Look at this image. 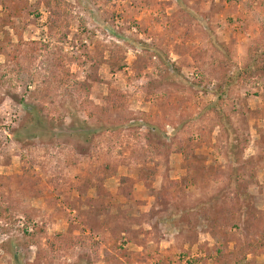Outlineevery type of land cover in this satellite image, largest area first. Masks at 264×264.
Instances as JSON below:
<instances>
[{
	"label": "rangeland",
	"instance_id": "374dc122",
	"mask_svg": "<svg viewBox=\"0 0 264 264\" xmlns=\"http://www.w3.org/2000/svg\"><path fill=\"white\" fill-rule=\"evenodd\" d=\"M52 2L0 0V264H264V0Z\"/></svg>",
	"mask_w": 264,
	"mask_h": 264
},
{
	"label": "trees",
	"instance_id": "16d2710c",
	"mask_svg": "<svg viewBox=\"0 0 264 264\" xmlns=\"http://www.w3.org/2000/svg\"><path fill=\"white\" fill-rule=\"evenodd\" d=\"M24 1H25V5L28 6L29 0H24ZM44 1H45V6L48 10L47 19H48L49 26L50 27L59 26V21L61 19V11H59V5L55 9L53 7L52 0H44ZM24 10H25L24 5H22V6L16 5L14 8V11H11L5 19H1L0 28H2V24H5L7 22H11L10 17L13 15L18 16V17H23L25 15ZM9 42L11 43V41H9ZM12 46H13L12 51H14L17 48H20L21 44L19 42H17L16 44H12ZM249 55L254 60L255 64L257 62L262 63V68L264 70V50H261L259 46H256V47L251 49V52L249 53ZM248 72H249V68L245 69L243 74H247ZM238 77H240V75L235 76V77H230V78H231V80H233L234 78H238ZM218 95H220V93ZM33 112L36 113V115L38 116L37 117V121H38L37 125L42 126L43 125L42 123H44L43 117L41 115H39L37 112H35V110H33ZM227 122H228V124L230 123L229 117H227L225 124H227ZM232 134L233 133L230 134V137H233ZM229 143L231 144L232 141H230ZM147 173L150 176H151V174H153L152 170H149V169H147ZM208 173H210V172H208V171L203 172L204 175H206ZM237 193H238L239 197L243 198V208L245 209V210H241L240 212L244 213V216L248 219V221L250 223L251 230H250V237L248 238L250 240L248 242V246H250L252 251L264 250V229L261 230L259 228L258 220L255 218L254 214L248 208L250 206L249 198H250L251 194L249 195V193L247 191H245L244 189L238 190ZM206 210H205V213L209 214V212H206ZM210 214H211V210H210ZM232 214L234 215V213H232ZM122 258H124V260H122ZM103 260H104L105 264H125V262H130V261H135L138 263H148L146 257L143 254H141L140 252H136V251H129L127 249L120 247L117 244V240H115V241L111 240L110 241V245L108 248H106V254H105ZM156 264H169V263H167L166 261H163L160 258H157Z\"/></svg>",
	"mask_w": 264,
	"mask_h": 264
}]
</instances>
